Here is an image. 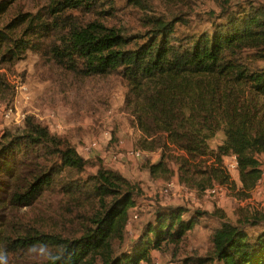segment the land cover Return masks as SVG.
Segmentation results:
<instances>
[{"label": "trees", "instance_id": "obj_1", "mask_svg": "<svg viewBox=\"0 0 264 264\" xmlns=\"http://www.w3.org/2000/svg\"><path fill=\"white\" fill-rule=\"evenodd\" d=\"M15 1L0 0V16ZM81 6L103 17L116 9L115 2L106 9L95 0H50L35 14L16 13L0 28V65L56 35L50 54L62 67L89 76L115 75L126 83L121 109L136 127L132 152L160 151L158 161L146 164L152 177H169L174 163L179 183L188 187L229 185L224 155L233 149L242 187L253 189L264 164V3L233 8L226 1L207 19L198 15L209 23L205 28L192 26L183 11L149 15L136 32L97 19L77 25L63 16ZM6 82L0 78L1 85ZM219 134L225 138L214 149L210 141ZM27 154L40 159L39 168L27 180L17 178L10 202L29 206L51 195L61 203L56 209L49 203L54 218L43 215L44 222L0 223V254L7 259L10 253L25 256L35 245L47 247V256L32 264H140L151 259L152 249L182 242L199 222L182 205L159 207L128 249L129 209L143 192L140 182L101 155L85 159L71 132L62 135L33 115L20 133L10 131L0 144V176L15 167V157ZM210 243L206 254L186 255L183 261L264 264V213L225 220Z\"/></svg>", "mask_w": 264, "mask_h": 264}, {"label": "rangeland", "instance_id": "obj_2", "mask_svg": "<svg viewBox=\"0 0 264 264\" xmlns=\"http://www.w3.org/2000/svg\"><path fill=\"white\" fill-rule=\"evenodd\" d=\"M93 1V0H92ZM142 3H130L127 0H95L103 8H111L116 3L114 15L101 16L81 6L68 8L63 16L77 25H85L94 19L106 25L115 26L127 32L144 29L143 17L156 14L170 15L183 11L188 14L190 24L195 27H207L209 23L198 15L211 10H221L228 2L236 8L238 3L264 0H139ZM50 0H16L9 13L0 16V28L16 13H37L47 7ZM188 23V22H187ZM57 40L49 34L39 40L34 49H28L16 61L0 65V78H6L0 84V144L10 131L19 132L25 127L28 115H33L41 123L53 127L60 134L69 132L74 136L77 150L87 160H95L101 155L106 164H110L143 187L136 199L135 206L129 209L131 216L127 239L124 246L131 245L142 234L146 223L154 216L159 207L182 205L187 215L199 218L182 242L168 241L161 248L152 249V257L140 264H194L183 261L186 255H204L211 248L210 235L225 220L236 221L254 211L264 213V179L259 180L251 190H245L240 181L238 158L233 149L224 155L225 167L231 176V184H216L215 194L199 191L178 181V167L172 163L173 173L167 177H152L147 169V161L160 158V151L152 153L136 151L133 142L136 127L132 118L121 106L126 97V83L115 75L89 76L84 72H75L62 67L52 56L51 49ZM63 129H56V124ZM224 135L219 134L210 141L212 148L223 142ZM264 162V154L260 157ZM13 169L0 176V223L36 224L44 222L43 215L48 212L49 203L54 209L61 199L51 195L41 197L33 205L19 206L10 202V194L17 185V178H30L31 171L39 168L40 159L32 154L15 157ZM89 169L95 170L90 167ZM177 183L174 184L173 182ZM192 189V190H190ZM186 217V216H185ZM244 220V219H242ZM263 229V228H262ZM257 232V229H253ZM130 243V244H129ZM35 247L27 250V255L17 253L8 255L7 264H32L46 258L37 253ZM209 264H220L217 260Z\"/></svg>", "mask_w": 264, "mask_h": 264}, {"label": "built area", "instance_id": "obj_3", "mask_svg": "<svg viewBox=\"0 0 264 264\" xmlns=\"http://www.w3.org/2000/svg\"><path fill=\"white\" fill-rule=\"evenodd\" d=\"M63 128H64V126L60 127V126H58V123L56 124V129H63ZM263 179H264V164L262 165V177H261L260 181ZM173 183L176 184V181H174ZM218 188H219L218 186H215L213 188H207V189L203 190L202 192H207L209 194H215V193H217Z\"/></svg>", "mask_w": 264, "mask_h": 264}, {"label": "clouds", "instance_id": "obj_4", "mask_svg": "<svg viewBox=\"0 0 264 264\" xmlns=\"http://www.w3.org/2000/svg\"><path fill=\"white\" fill-rule=\"evenodd\" d=\"M35 248V245L33 246ZM45 247L41 246L37 249V253L41 256L45 254ZM0 264H7V255L5 254H0Z\"/></svg>", "mask_w": 264, "mask_h": 264}]
</instances>
